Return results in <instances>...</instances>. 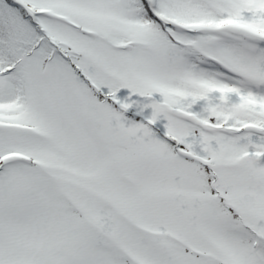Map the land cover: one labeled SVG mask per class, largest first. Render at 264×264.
Here are the masks:
<instances>
[{"label": "snow or ice", "instance_id": "6c2138e0", "mask_svg": "<svg viewBox=\"0 0 264 264\" xmlns=\"http://www.w3.org/2000/svg\"><path fill=\"white\" fill-rule=\"evenodd\" d=\"M0 264H264V0H0Z\"/></svg>", "mask_w": 264, "mask_h": 264}]
</instances>
